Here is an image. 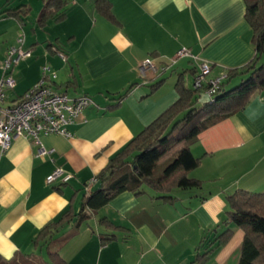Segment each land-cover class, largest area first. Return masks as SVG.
<instances>
[{"label": "crops", "instance_id": "crops-1", "mask_svg": "<svg viewBox=\"0 0 264 264\" xmlns=\"http://www.w3.org/2000/svg\"><path fill=\"white\" fill-rule=\"evenodd\" d=\"M109 1L115 22L98 12L95 0H66L63 19L50 17L40 25L46 0H0V76L18 27L25 35L27 20L35 26L33 36L25 35L24 48L31 55L13 69L16 85L9 99L34 86L49 65L58 70L50 82L55 91L92 101L84 111L88 121L71 125V136L41 137L52 152L39 155L38 145L19 136L0 155V263L21 255L49 260L46 245L36 242L38 232L67 215L69 221L47 243L58 249L64 264H238L243 231L229 224L228 233L217 237L226 227L230 194L238 189L264 193V90L191 145L200 163L190 176L202 181L200 189H174V200L164 201L145 185L143 193L122 192L94 211L83 200L110 160L177 99L179 77L186 81L188 73L194 82L196 63L176 58L180 48L210 64L209 78L239 70L253 58L245 3ZM23 5L29 8L24 19L11 15ZM148 59L157 66L172 64L169 88H162L165 74H140V64ZM128 88L119 103L112 99ZM56 166L72 174L68 182H46ZM82 210L87 217L76 224ZM210 243L209 255L196 258L198 248L202 252Z\"/></svg>", "mask_w": 264, "mask_h": 264}, {"label": "trees", "instance_id": "trees-1", "mask_svg": "<svg viewBox=\"0 0 264 264\" xmlns=\"http://www.w3.org/2000/svg\"><path fill=\"white\" fill-rule=\"evenodd\" d=\"M243 1L245 19L252 29L253 58L241 69L227 71L225 80L212 97H208L205 92L208 84L201 88L188 87L185 79L180 76L175 83L177 99L130 140L96 176L101 187L84 195V206L97 210L122 192L143 193L145 185L150 186L156 196L164 201L174 200V189L191 190L202 187V181L189 175L200 163V158L193 155L191 145L196 143L202 131L242 109L255 92L264 90V0ZM65 2L66 0H46L37 19L38 23L42 25L50 17L63 19L65 14L62 8ZM95 6L106 18L116 21L109 0H95ZM12 10L14 12L11 11V15L22 20L29 8L23 5ZM237 76H242L238 83L233 87H226ZM161 82L154 84L153 90ZM129 92L128 88L112 99L119 103ZM202 94L207 96V100L200 104ZM227 201L229 211L226 227L217 240L225 236L229 231L228 225L233 224L244 233L238 264H264V193L238 189L227 197ZM66 216L42 227L36 242L47 245L64 223L69 221ZM85 217L87 213L82 210L76 224ZM75 232L76 228L63 237L61 243L66 242ZM103 240L107 241L109 237H103ZM212 244L202 252L198 248L196 258H206L213 250ZM49 246V260L34 261L21 255L18 260L12 258L5 261V264H64L58 249L54 250Z\"/></svg>", "mask_w": 264, "mask_h": 264}, {"label": "built area", "instance_id": "built-area-1", "mask_svg": "<svg viewBox=\"0 0 264 264\" xmlns=\"http://www.w3.org/2000/svg\"><path fill=\"white\" fill-rule=\"evenodd\" d=\"M24 41L25 35L22 33L17 38L16 43L7 48L1 63L0 155L10 147L12 140L19 136L26 137L38 145L39 155L52 152L53 150H47L43 147L41 137L48 134L71 136L69 127L88 121L84 111L92 103L86 95L70 97L66 93L55 91L50 86V82L57 78V74L49 65L42 67L41 78L34 86L19 98L10 100L8 93L16 85L12 73L13 69L21 60L31 55V51L24 48ZM182 57L190 58L192 62L196 63L193 87L201 88L204 84H208L205 92L208 97L214 96L225 80L226 74L209 78L210 64L205 61L199 62L198 57L186 47L180 48L176 53V58ZM171 65L157 66L153 59H148L140 64L139 72L143 76L148 71L161 74L168 70ZM71 177V173L66 172L61 166H56L46 177V182L51 184L60 180L66 183Z\"/></svg>", "mask_w": 264, "mask_h": 264}, {"label": "rangeland", "instance_id": "rangeland-1", "mask_svg": "<svg viewBox=\"0 0 264 264\" xmlns=\"http://www.w3.org/2000/svg\"><path fill=\"white\" fill-rule=\"evenodd\" d=\"M30 20H32L31 18H30ZM28 21L27 20V24H26V27H24L25 28V30H24V32H25V35H29V36H33V31H32V27H35V26H33V24H32V21ZM29 23V24H28ZM19 26V25H18ZM20 31V32H19ZM38 32V31H37ZM36 32V33H37ZM17 33H18V36L16 37V39H15V42H14V44L16 43V40H17V38L22 34V30L21 29H19V27H18V31H17ZM11 34V33H10ZM26 37V36H25ZM41 44H43V43H41ZM34 46H37V44L36 45H34ZM52 69H54L55 70V68H53V67H51ZM170 69V68H169ZM166 70L165 72H163V73H161V74H165V82L163 83V86H162V88H164V89H166V88H169L170 87V84H168V80L170 79V76H171V74H172V71L171 70ZM55 71H58V70H55ZM175 74H173L172 76H173V78H176L175 76H174ZM192 78H191V74H188V73H186V83L190 86L191 85V87L193 86V82H190V80H191ZM193 81V80H192ZM238 83V82H237ZM233 85H235V84H233ZM233 87V86H232ZM70 91H72L71 89H70ZM69 91V93H71ZM70 97H72V96H70ZM207 100V96L206 95H204V94H202L201 95V97H200V104L201 103H203V102H205ZM192 172V171H191ZM189 175H190V173H189ZM48 244L45 246L46 247V250L48 249ZM50 248H51V246H49ZM44 253H46V251H45V248H44Z\"/></svg>", "mask_w": 264, "mask_h": 264}, {"label": "water", "instance_id": "water-1", "mask_svg": "<svg viewBox=\"0 0 264 264\" xmlns=\"http://www.w3.org/2000/svg\"><path fill=\"white\" fill-rule=\"evenodd\" d=\"M101 187V183L99 181L95 182L91 187V191H95Z\"/></svg>", "mask_w": 264, "mask_h": 264}]
</instances>
